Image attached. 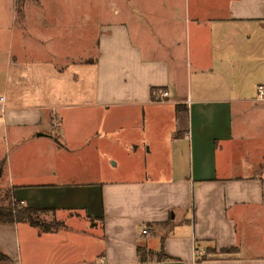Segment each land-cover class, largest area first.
<instances>
[{"label":"crops","instance_id":"obj_1","mask_svg":"<svg viewBox=\"0 0 264 264\" xmlns=\"http://www.w3.org/2000/svg\"><path fill=\"white\" fill-rule=\"evenodd\" d=\"M33 1L7 0L38 56L0 63V181L60 225L0 223V264H264L240 232L264 229V0H108L91 57L46 46Z\"/></svg>","mask_w":264,"mask_h":264},{"label":"rangeland","instance_id":"obj_2","mask_svg":"<svg viewBox=\"0 0 264 264\" xmlns=\"http://www.w3.org/2000/svg\"><path fill=\"white\" fill-rule=\"evenodd\" d=\"M20 0H17V6L19 7ZM90 11L92 14V18L90 22L87 19V14L84 12V2L82 0H39L38 4L33 1L31 2L30 6H26L27 10L32 9L31 12L35 13V16H39L42 22H46L48 25L49 32L43 33L44 37L48 40L44 41L45 45L51 46L52 49V40L54 38H58V44L54 45L57 48V52L60 54L71 55L74 56L76 54L83 55L85 57L94 56L97 48V41L99 37V24L103 18H100L98 15L100 13L104 14L110 13L114 10V1L109 2L108 0H92L90 3ZM20 10V7L18 8ZM19 11H15L12 13L11 6L9 7L7 4V0H0V63L3 61L5 54L13 56H19L20 47H25L26 51H28L27 57L34 58L36 55L34 52L37 48V43L34 39H37V34L35 33V29L37 27L29 25V30L27 34V40L23 39L20 41L19 34H18V23L19 20L15 19V16ZM30 11H28V15ZM74 14V17L72 18ZM32 16V15H31ZM54 18H58L60 22L65 23V27L63 29L57 28L52 25ZM68 21H74V23H70V28H67ZM54 26V27H53ZM32 27V28H30ZM32 31H31V30ZM53 32V33H51ZM53 36H55L53 38ZM42 37L39 36V39ZM11 39V43H10ZM54 39V43H55ZM56 41V42H57ZM0 68H3L0 65ZM2 125L0 123V141L2 137L1 132ZM264 139L259 137L257 140L249 141L252 144H259L263 143ZM244 144V140L241 141ZM253 149L256 148L255 146H251ZM263 147V146H262ZM248 146L245 147L247 150ZM242 150V148H241ZM243 151V150H242ZM264 152V151H263ZM258 151V153L250 152V155L246 157L244 161H248L250 164V170L247 172L254 177H258L263 182L264 188V153ZM246 155V154H245ZM244 159L243 153L240 154L238 152L237 159L234 163H236V175L239 176L242 171H240V167L242 166V161L239 157ZM247 156V155H246ZM243 161V162H244ZM133 162L127 161L123 163L124 165H131ZM247 165H249L246 162ZM109 165L112 167V163L110 162ZM109 166V168H110ZM4 180L0 181V205L3 206L7 203V195L6 190L4 191ZM43 219L42 217L40 218ZM261 219L264 220V210L262 211ZM241 233H244L247 238L250 239V242L246 241V243H242V246L245 248V253H249L252 251V248L257 247L259 248V244L264 241V229L255 234L254 232L249 231L248 229L240 230ZM260 234V235H259ZM259 235V236H257Z\"/></svg>","mask_w":264,"mask_h":264},{"label":"trees","instance_id":"obj_3","mask_svg":"<svg viewBox=\"0 0 264 264\" xmlns=\"http://www.w3.org/2000/svg\"><path fill=\"white\" fill-rule=\"evenodd\" d=\"M24 0H20V4ZM154 93H152L153 95ZM2 166L0 167V169ZM7 203L3 206L0 205V223H27L28 225L38 228L43 232L57 228L60 224L54 222L52 224H46L41 221L40 215L48 212L44 210H37L29 208L17 201L11 200L9 193L6 192ZM137 254L139 259H144L145 252L140 248H137ZM0 260H6V257L0 254Z\"/></svg>","mask_w":264,"mask_h":264},{"label":"built area","instance_id":"obj_4","mask_svg":"<svg viewBox=\"0 0 264 264\" xmlns=\"http://www.w3.org/2000/svg\"><path fill=\"white\" fill-rule=\"evenodd\" d=\"M256 94H257V100L259 102H264V85H258L256 88ZM167 97V93L165 91H157L154 94V100L159 102L163 101ZM3 97H0V122L2 121V118L4 117V114L6 112V107L3 103ZM142 234H145V231H142Z\"/></svg>","mask_w":264,"mask_h":264}]
</instances>
